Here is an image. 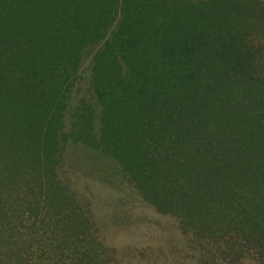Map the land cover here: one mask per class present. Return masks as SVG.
I'll use <instances>...</instances> for the list:
<instances>
[{
  "label": "trees",
  "instance_id": "1",
  "mask_svg": "<svg viewBox=\"0 0 264 264\" xmlns=\"http://www.w3.org/2000/svg\"><path fill=\"white\" fill-rule=\"evenodd\" d=\"M72 175L264 264V0H0V264L115 262Z\"/></svg>",
  "mask_w": 264,
  "mask_h": 264
},
{
  "label": "rangeland",
  "instance_id": "2",
  "mask_svg": "<svg viewBox=\"0 0 264 264\" xmlns=\"http://www.w3.org/2000/svg\"><path fill=\"white\" fill-rule=\"evenodd\" d=\"M90 206L100 237L116 249L113 264H200L198 246L184 238L174 219L135 198L70 176Z\"/></svg>",
  "mask_w": 264,
  "mask_h": 264
}]
</instances>
